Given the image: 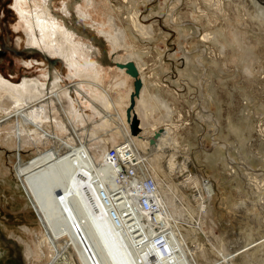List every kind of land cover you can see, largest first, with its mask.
<instances>
[{"label":"rangeland","instance_id":"374dc122","mask_svg":"<svg viewBox=\"0 0 264 264\" xmlns=\"http://www.w3.org/2000/svg\"><path fill=\"white\" fill-rule=\"evenodd\" d=\"M175 1L92 0L87 5L88 0H0V79L12 86L24 81L45 85L56 76L76 114L74 120L77 115L86 117L87 135L96 138L99 150L101 145L109 149L124 143L140 161L143 151L158 156L157 174H151L173 234L169 243L160 244L139 227L125 223L120 209L125 208L123 203L113 205V197L105 199V203L97 204L100 210L93 222L114 223V264H163L162 250L170 249L171 241L191 258V264H225V257L232 264H264V26L251 24L244 15V7L251 6L249 0H220L224 15L210 13L212 8L204 6L202 0H181L178 8L173 6ZM193 3L204 9L203 15L207 14L209 20L200 18L203 15L191 6ZM47 4L55 23L77 32L68 38L70 44L78 43L83 50L94 45L101 61L103 54H108L106 63L101 64L104 88L114 89L115 82L125 77L115 63H135L140 78L146 79L134 108L141 138L129 135L126 121L120 134L94 127L100 118L92 109L91 91L69 68L68 58L49 54L41 45L28 44L23 20L41 14ZM136 20L145 27L143 31L138 23H132ZM99 24L104 32L116 35L120 42L116 47L101 34ZM228 29L245 33L254 55L241 56L229 45L222 54V33ZM206 33L211 38L215 35V39L204 44L201 38ZM79 59L83 66L90 63L89 58ZM131 80L127 83L130 93ZM63 100L61 106L60 100L49 105L50 123L40 128L25 125L18 113L6 116L0 111V264L35 263L25 257L24 244L33 241L40 216L24 190L21 176L32 169L33 163L42 165L54 158L60 133L55 130L53 116L59 106L67 107ZM128 104L129 96L125 110ZM20 124L40 131L29 134V145H19L13 137V127ZM160 125L169 134L167 140L164 134L158 142H162L161 149L153 150L148 140ZM12 137L14 144L10 142ZM165 141L172 143L170 147ZM91 144L78 145L74 153L90 159ZM59 160L77 198L85 201L92 174L78 165H67L61 157ZM105 170L98 169L95 175L94 181L100 186L106 185L103 180L107 177H113L108 164ZM195 183L197 187L193 188ZM106 190L110 195L111 188ZM46 258L52 260L48 254Z\"/></svg>","mask_w":264,"mask_h":264},{"label":"bare ground","instance_id":"6f19581e","mask_svg":"<svg viewBox=\"0 0 264 264\" xmlns=\"http://www.w3.org/2000/svg\"><path fill=\"white\" fill-rule=\"evenodd\" d=\"M202 2L204 6L212 8L210 13L224 15L225 8L223 7V2L220 0H202ZM248 2L251 3V6L250 9H248L250 4L247 7H244L247 10V12H244V15L247 16L248 21H250L251 24L252 22H255L258 27L261 28L264 26V0H249ZM181 3V0H176L173 5L174 8H178ZM90 4H92V0H88L87 5ZM191 6L195 9H198L201 15L204 14V9L200 7L197 8L194 3ZM50 16L51 13L47 4L45 9L42 10L41 14L35 13L32 18L23 20L25 32L28 36V44L32 46L41 45L47 51H49V54L54 56L56 55L58 57H63L65 55L70 62L69 68L74 70L75 75L79 77L80 80H83L85 85L91 91V97L93 98L92 109L96 111L97 116L100 118V121L97 122L94 127L109 129L111 131H115L118 134L122 133V127L125 126L124 124L126 121L124 109L125 100L130 95H128L130 91H127V83L128 80L132 78L125 73L124 69L116 66L118 63L117 62L114 64V66L120 70H123L125 77L121 81L115 82L114 89L104 88V73L101 64L106 63L104 59H108V54H103L104 59L101 61L99 59V50H97L94 45H89L88 49L83 50L82 46L78 43L75 45L70 44L68 38H72L73 35L77 34V32L74 33L72 29H65V25H59L57 21L55 23L53 18ZM79 16H82L81 13ZM200 18L209 20V16L207 14L201 16ZM132 23H134L135 26H138L139 24L137 20ZM97 27H99V29L102 31L101 34L105 35L108 43H110L112 47H116L118 41L116 39V35L110 32H104L102 24L97 25ZM139 27L141 31L145 29V27L140 24ZM35 30L37 31L35 32ZM240 31L241 30L231 31L228 29L222 33V41L220 45L222 54L225 46L229 45L233 47L232 49H234V53H239L241 56L248 57L251 54L254 55L253 50L251 47H249V43L246 42L247 37L245 33L242 31L241 33ZM119 33L122 36L123 32L120 31ZM213 39H215V35L213 38H211V34L206 33L202 36L201 42L205 44L209 43ZM118 43L120 42L118 41ZM64 44L66 46L69 45L68 48L66 47L68 52H65L66 48L64 47ZM80 57L89 58L90 63L84 66L81 65L79 59ZM250 57L248 59H250ZM115 60H117V58H115ZM248 69L247 71H249ZM140 79L142 81L143 88V85L146 83V79H144L143 76H141ZM131 81L133 82V79ZM110 91H113L115 95H110ZM63 98L66 100V92L61 90V87L58 84V78L56 76H52L51 82H48V84L45 85L39 84L37 81H24L18 86H12L0 79V111L6 112V116L9 113H18L21 120L25 122V125L27 126L33 125L34 127L38 126L40 128L46 123H50L48 116L49 105H53L56 103V101L60 100L61 106L62 102H65ZM140 105L142 107L145 106L142 99H140ZM56 106L59 105L57 104ZM60 106L53 116L55 130L59 131L60 133V142L56 153L54 154V158L48 160L47 162H43L42 165L33 163L32 169L21 176L24 190H26L32 205L38 211L40 216V226L39 228L35 229L33 231L34 234H32L33 241H30V244L28 242H25L24 244V255L27 259L35 262L36 264L37 261L42 263L44 261L45 264H114L113 259H116L114 256H117V254H114V252L111 251L116 247V243H112V241H115L113 240L112 234V232L115 230L114 223L113 225L111 222H109L111 225L105 222H102V224L100 221H97V223L100 225H95L94 223V219L97 218V212L100 210L98 209L97 204L105 201L104 198H101V194L98 190L100 187L99 183L94 180L95 175H98V169L106 171L105 169L107 168V164L105 163V153L108 150V147L101 145L102 149L99 150V146H97L95 143L96 138L92 135H87L89 129L86 117L77 115L76 121L74 120L76 114L72 108L70 109L68 102L66 108L60 109ZM165 107L166 105L164 104L162 108ZM141 109L142 108H140V110ZM143 116L144 114L142 113L141 117ZM56 120H58V122ZM34 127L33 130L27 129L21 124L13 127V137H15L14 139L17 144L29 145V134L40 132ZM162 130L163 133L156 141L155 146L149 145L151 149H161L162 142H158L163 139L164 134L167 140L169 133L164 131V128H162ZM129 135L131 136L130 131ZM13 137L10 140L11 144H14V142H12ZM90 143H92L91 148H93L91 150L92 156L90 159L82 154L79 155L78 153H74L75 149L78 148V145H89ZM164 144L170 147L172 143L165 141ZM127 148L130 150L128 146ZM60 157L63 161H66L65 163L67 165H78V167L85 173L92 174L93 180L91 179V186L87 192V198L85 201H79L76 194L74 193L71 182L64 174L62 163L59 162ZM136 158L139 159V157ZM140 158L151 172L154 171L155 174H157L156 170L159 167V159L157 155L150 156L146 151H143V154L140 156ZM109 170L111 171L112 169L109 167ZM21 171H24V169L21 168ZM113 177H107L105 180L101 179L99 181H105L106 186L113 189ZM194 187H197L196 183L193 188ZM198 196L200 197V194ZM101 208L103 209V207ZM104 208L106 209L107 206ZM120 209L123 210L122 208ZM204 209L206 210V205H202V210ZM117 220H119V218ZM201 220L202 217L199 220V223ZM115 223H117V221ZM199 225L201 226V223ZM77 228L80 230V233L75 231ZM124 229L126 230V228ZM120 232L122 231H119V233ZM125 233L124 236L126 237ZM82 244L87 253L82 247ZM175 244L176 243L174 242V245ZM124 249H126V247ZM47 254L52 258L51 261H47ZM201 259L203 258L201 257ZM225 260V264H232L231 261L226 257ZM199 264H202V262H199Z\"/></svg>","mask_w":264,"mask_h":264},{"label":"built area","instance_id":"2783aa9c","mask_svg":"<svg viewBox=\"0 0 264 264\" xmlns=\"http://www.w3.org/2000/svg\"><path fill=\"white\" fill-rule=\"evenodd\" d=\"M105 158L113 170L114 190L111 189L108 195L106 185H101L98 189L101 198L109 201L113 197V204L123 203L125 208L122 218L125 223L139 227V231L147 232L162 245L169 243L170 235L173 234L172 228L169 227L171 220L162 206L161 194L151 171L124 143L109 147ZM75 231L80 233L78 228ZM171 244L170 249H161L163 264H191V258L181 252L172 241ZM82 247L84 248L83 244ZM85 252L87 253L86 250Z\"/></svg>","mask_w":264,"mask_h":264},{"label":"water","instance_id":"95a60500","mask_svg":"<svg viewBox=\"0 0 264 264\" xmlns=\"http://www.w3.org/2000/svg\"><path fill=\"white\" fill-rule=\"evenodd\" d=\"M116 66L124 69L125 73L133 79V90L129 95V104L125 110V117L131 136L140 137L142 128L140 127L139 118L134 113L136 99L139 97L142 88V81L139 77V72L132 61H128L126 63H117ZM162 133V128L157 129V131L153 133L152 137L149 138V145L155 146L156 141L161 137Z\"/></svg>","mask_w":264,"mask_h":264},{"label":"crops","instance_id":"0c3cea01","mask_svg":"<svg viewBox=\"0 0 264 264\" xmlns=\"http://www.w3.org/2000/svg\"><path fill=\"white\" fill-rule=\"evenodd\" d=\"M164 127V125H160L158 128H163Z\"/></svg>","mask_w":264,"mask_h":264}]
</instances>
